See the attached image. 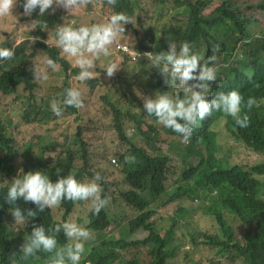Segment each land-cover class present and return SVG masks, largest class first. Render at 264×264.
I'll use <instances>...</instances> for the list:
<instances>
[{"label": "trees", "instance_id": "trees-1", "mask_svg": "<svg viewBox=\"0 0 264 264\" xmlns=\"http://www.w3.org/2000/svg\"><path fill=\"white\" fill-rule=\"evenodd\" d=\"M209 3L210 0H176L168 14V21L146 26L137 18L139 5L134 0H116L114 6L109 5L107 0H94L83 11L69 14L62 8H55V11L49 9L41 16L37 9L30 17L22 14L23 0H17L13 9L16 20H39L41 24L30 30L16 23L15 28L21 31L28 28V36H40L42 42L30 47L27 38L16 44L11 37L12 30L6 34V40L0 42V47L13 48L15 52L12 60L0 61V91L9 94L14 100L20 96L16 90L18 84L28 85L30 82V74L25 72V67L35 58L33 52L36 49L55 59L75 84L80 82L75 79L79 68L74 66L73 59L55 44L46 46L43 42L44 33L47 28L51 29L54 41L57 25L88 24L86 14L96 5H101L109 8L105 19L115 12H124L133 18L132 24L125 25V35L132 37V47L140 53L167 51L169 43L179 47L187 41L194 51L206 58L211 54L212 47L218 44L219 63L228 64L218 74L220 88L239 90L246 98L254 97L257 103L248 113L253 121L248 127H234V118L217 112L193 130L189 143H183L178 133L160 125L154 116H149L143 109V96H154L157 91L168 90L159 69L151 66L146 57L132 60L120 56L129 62L136 61L134 66L141 68L140 75L124 70L121 75L116 71L113 77L108 78L103 70L106 63L110 62L111 55L101 56L96 61L95 77L87 82L94 87L99 85L105 88L101 104L102 120L106 122L98 131L97 139L108 151L97 149V154H93L83 148L82 166L76 171V157L73 154L60 153L55 160H49L42 155L47 147H42L40 153H34L29 148L19 152L0 127V264H46L49 254L43 251L27 260L22 259L19 249L24 238L31 234L34 225H42L46 229L54 227L71 220L68 216L74 207L87 204V201L65 200L56 208L62 211V217L54 220L51 217L53 209L38 211L34 204L21 206L16 201L25 210L37 211L36 217L17 230L10 213L12 205L6 200V178L22 168L16 170L22 161L32 162L30 169L42 168L49 175L75 173L76 178L83 181L99 172L103 177L99 183L102 195L109 198V204L99 215H93L91 210L86 214L87 222L83 226L92 231L95 239L85 243L86 252L80 264H167L181 248L169 242L168 235L174 231L170 220H164L168 223L162 230L156 227V210L161 208L182 214L194 199L218 225L222 239L218 236L207 239L219 245V253L227 259L228 264H264V162L246 167L230 164L217 143V133L212 129L216 120L223 121L227 135L234 142L264 156V33L258 34L253 30L255 21L245 13L252 8L264 9V5L247 6L241 11L232 0H224L205 14ZM11 17L0 19L8 20ZM137 24L139 29L135 28ZM28 49L30 54L26 53ZM129 54L132 55L131 52ZM149 76L155 78L150 84ZM134 93L138 97L137 104H134ZM76 110L74 107H65L63 115L66 112L75 113ZM42 115L48 118L45 110ZM37 116V112L32 118L26 113L23 120L26 123H42ZM52 117L57 116L52 114ZM254 128H260V131L255 133ZM128 155H134L136 163H126L125 156ZM111 158H114L113 163H117V168L110 164ZM115 171L122 176V182L117 183L119 176ZM108 175L124 206L135 212L127 222V232L121 230L120 234L142 235V240L137 242L142 249L130 260L122 257V252L130 248L125 237L116 240L107 232L115 220L114 214L109 211L112 195L108 193L112 187L104 181ZM240 227L242 239L237 240L234 232ZM162 232L166 235L163 236ZM57 239L60 245L67 242L62 232ZM120 249L123 251H118ZM13 253L15 257H12Z\"/></svg>", "mask_w": 264, "mask_h": 264}, {"label": "clouds", "instance_id": "clouds-1", "mask_svg": "<svg viewBox=\"0 0 264 264\" xmlns=\"http://www.w3.org/2000/svg\"><path fill=\"white\" fill-rule=\"evenodd\" d=\"M93 2L94 0H23L22 14L30 17L38 9L39 15L42 16L49 9L55 11V8H62L68 14L79 13ZM107 3L114 6L116 0H107ZM16 5L17 0H0V18L13 16ZM104 20L80 26L65 23L56 26L54 44L65 55L71 57L74 66L79 68V74L75 77L77 81L83 82L95 77L96 61L101 56L112 57L119 54L132 60L146 57L151 66L159 69L168 90L157 91L154 96H143V109L149 116H154L160 125L178 133L183 143H189L193 130L204 120L207 122L214 117L217 112L234 118V127L249 126L248 113L257 101L254 97H244L239 90L220 88L218 74L222 68H227L228 64L219 63L218 44L212 47L211 54L206 58L200 52L194 51L187 41L182 42L179 47L175 43H169L167 51L140 53L133 47H128V44L131 46L132 44L130 37L125 35V25L133 23L132 17L124 12H115ZM40 24L39 20H33L27 27L33 30ZM253 30L255 31L254 28ZM125 37L127 43H121ZM38 39L39 37H32V43ZM4 40L6 37L0 34V42ZM117 47L123 48L126 52L130 51L132 55L121 53ZM14 56L13 48L0 47V61L12 60ZM43 63L47 68L55 70L53 73L60 69L64 70L48 55L43 58ZM119 68L116 62L110 61L103 71L111 78ZM33 73L36 80L48 78L47 72L38 66L34 67ZM59 96V99H53L50 103L51 111L57 117H62L65 107L76 109L85 107L84 94L76 86L63 89ZM125 162L134 164L136 157L125 156ZM102 179L99 172L91 179L82 181L76 178L75 173L55 176L49 175L42 168L19 169L6 178L8 186L6 200L12 205L10 213L14 219V226L19 230L25 227L31 218L37 216V211L25 210L19 207L16 201L21 206L34 204L38 211L45 208L56 211L65 200L89 201L92 214L99 215L109 204V198L102 195L103 190L99 183ZM61 232L67 240L63 245H60L57 239ZM93 239L95 237L92 231L75 220L59 223L47 229L42 225H34L31 234L24 238L19 253L22 259L27 260L43 251L49 254L46 264H80L86 252L85 243ZM15 256L13 253L12 257Z\"/></svg>", "mask_w": 264, "mask_h": 264}, {"label": "rangeland", "instance_id": "rangeland-1", "mask_svg": "<svg viewBox=\"0 0 264 264\" xmlns=\"http://www.w3.org/2000/svg\"><path fill=\"white\" fill-rule=\"evenodd\" d=\"M138 3L137 9L138 17L141 24L146 26L153 24H163L169 20L168 14L172 11V6L175 0H134ZM224 0H210L205 14L210 13L214 8L221 5ZM241 10L247 6H255L256 4H263L264 0H232ZM109 8L106 6L96 5L90 12L86 14V22L97 23L103 21L108 16ZM246 14L255 20V31L257 33L264 31V10L252 8L250 11H245ZM14 16V15H13ZM8 20L0 19V34L6 37V34L12 30V40L19 43L22 40L29 38L30 47L42 42L40 36L38 40L32 43V37L28 36V28L21 31L15 28L16 23L21 24L22 27H27L31 22H18L14 17ZM76 24H79L75 21ZM136 29L140 26L137 24ZM127 36V35H126ZM130 42L131 41V36ZM44 44L46 46H53L52 30L47 28L44 33ZM47 40V43L45 41ZM127 43V38L122 41ZM129 47H132L128 44ZM28 54L31 51L28 49ZM35 58L32 59L25 67V72L30 74L29 84H18L17 92L20 94L19 98L14 100L9 94H4L0 91V127H2L13 146L17 147L19 152L24 148H29L34 153H40L42 147H47L42 155L44 159L55 160L60 153L73 154L76 157L75 168L79 171L82 166L83 148L90 150L93 154H97L95 150L108 151L98 142V131L102 129V104L101 97L105 93V88L102 86H92L87 81L75 84L69 77L65 70H57L53 73L51 68H47L43 63V58L47 56L46 53L39 49L34 50ZM22 59H19L20 61ZM110 61L116 62L119 65L118 75H121L124 70L130 71L136 76L140 75V67L134 66L136 61H131L127 58H121L119 54L111 57ZM108 63H106L107 65ZM39 66L42 71L47 72V79L36 80L33 76V69ZM148 84L155 81V78L149 76ZM76 86L85 97V107L77 109L75 113L66 112L62 117H52L50 103L53 99H59V94L63 89ZM136 91V89H135ZM134 104L138 103L136 93L133 94ZM254 105L253 107H255ZM46 111L48 118L42 114ZM34 112L38 113L37 119L42 120V123H26L23 117L26 113L32 118ZM253 121L250 119V124ZM223 121H215L212 129L217 133V143L221 146L223 153L228 158L230 164L242 167L251 166L264 162V156L253 152L241 143L234 142L226 133ZM132 131V130H131ZM260 128H254V132L258 133ZM264 143V141H263ZM110 152V151H109ZM59 158V157H58ZM114 158L110 159V164L117 168V163H113ZM33 164L32 162L22 161L17 169H28ZM109 165V164H108ZM110 166V165H109ZM119 176L117 183L122 182L123 178ZM87 177L86 174L84 176ZM107 184H110L112 189L109 190V195H112V203L109 206V211L114 214L115 220L108 227L107 232L111 234L116 240L125 237V240L130 244V248L126 252H122V257L126 260L137 256L141 249L137 243L141 239V234L128 235L120 234L123 230L127 232L128 220L134 215V211L124 206L121 199L116 195L117 189L113 188L111 177L108 175L104 179ZM90 211V202L82 206L73 208L68 218L71 220H80L79 224L82 226L87 222L86 214ZM157 214L154 216L156 227L163 229L168 221L174 225V231L168 235L169 242L175 245H180L181 250L175 257L167 264H227V260L222 258L218 253L219 246L208 240V237L218 236L222 239L219 233L218 225L215 220L208 214H205L200 204L194 199L190 207L185 213L176 214L171 211H164L158 208ZM54 220H59L62 217V211L56 210L51 213ZM63 219V218H62ZM61 219V221H62ZM163 233V232H162ZM241 227L234 232L237 240L242 237ZM166 234L163 233V236ZM123 251V250H118Z\"/></svg>", "mask_w": 264, "mask_h": 264}, {"label": "built area", "instance_id": "built-area-1", "mask_svg": "<svg viewBox=\"0 0 264 264\" xmlns=\"http://www.w3.org/2000/svg\"><path fill=\"white\" fill-rule=\"evenodd\" d=\"M117 49L120 50L121 53H130L129 51H127V52L124 51L123 48H121V47H117Z\"/></svg>", "mask_w": 264, "mask_h": 264}]
</instances>
